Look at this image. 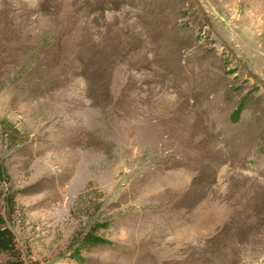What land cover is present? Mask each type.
<instances>
[{
    "label": "rangeland",
    "instance_id": "1",
    "mask_svg": "<svg viewBox=\"0 0 264 264\" xmlns=\"http://www.w3.org/2000/svg\"><path fill=\"white\" fill-rule=\"evenodd\" d=\"M10 1L0 216L23 264H264V0ZM95 222L109 243L72 258Z\"/></svg>",
    "mask_w": 264,
    "mask_h": 264
},
{
    "label": "trees",
    "instance_id": "2",
    "mask_svg": "<svg viewBox=\"0 0 264 264\" xmlns=\"http://www.w3.org/2000/svg\"><path fill=\"white\" fill-rule=\"evenodd\" d=\"M108 226L104 222H95L92 227L85 232L76 247L71 252V257L84 261L83 252L99 245L109 243V240L102 236L99 231ZM0 253L5 256L3 264H23L22 252L16 235L12 228L0 216Z\"/></svg>",
    "mask_w": 264,
    "mask_h": 264
},
{
    "label": "bare ground",
    "instance_id": "3",
    "mask_svg": "<svg viewBox=\"0 0 264 264\" xmlns=\"http://www.w3.org/2000/svg\"><path fill=\"white\" fill-rule=\"evenodd\" d=\"M2 2L5 4V7L8 6V4L10 3L9 9H11V10L14 9V7L12 6V1L0 0V4ZM0 6H2V5H0ZM3 9H4V7H2V9L0 7V12H1V10L4 11ZM5 11H4V13H5ZM0 16H1V14H0ZM2 21H4V20L0 19V65L3 61H4L3 63H5V61L6 62L11 61V59L13 57V53L15 51L14 48L16 47L15 43H14L15 36H13V33H11L12 32L11 28L7 27L6 22L2 23ZM9 21H11V20H9Z\"/></svg>",
    "mask_w": 264,
    "mask_h": 264
}]
</instances>
